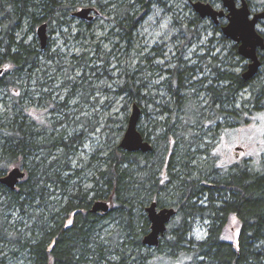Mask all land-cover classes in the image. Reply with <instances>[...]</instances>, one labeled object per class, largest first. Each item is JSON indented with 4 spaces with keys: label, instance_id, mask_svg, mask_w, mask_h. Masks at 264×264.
Instances as JSON below:
<instances>
[{
    "label": "trees",
    "instance_id": "trees-1",
    "mask_svg": "<svg viewBox=\"0 0 264 264\" xmlns=\"http://www.w3.org/2000/svg\"><path fill=\"white\" fill-rule=\"evenodd\" d=\"M103 1L84 3L101 15L106 14L116 29L110 34L130 44L152 0ZM251 3L248 0L249 6ZM78 5V0H0V64L7 65L0 72V93L8 110L0 114V176L15 166L24 170L15 188L0 183V264H264V160L260 159L258 169L245 163L249 159L222 168L212 154V142L190 151L208 133L214 141L221 131L244 119L225 107L243 89L249 90L250 96L244 103L251 108H243L242 113L262 107L264 80H244L241 72L246 65L240 73L221 71L219 60L208 62L206 52L197 58L209 66L212 79L203 77L189 83L194 71L201 72L203 68L196 63L186 65L179 52L174 67L165 70L169 76L160 83L169 101L162 98L157 103L155 98L159 95L150 94L149 79L145 76L152 70L138 66V75L128 74L117 92L127 93L131 104L146 100L156 108L167 106L169 109H160L157 114L168 115L154 121L155 130H140L146 140L150 133L154 135L152 150L126 151L113 143L105 150L101 167L88 166L91 186L85 188L80 170L71 167L70 157L86 137L82 132L70 133L62 127L70 120L69 113L62 110L66 109L69 96L76 94L87 79L85 72L75 80L72 74L95 69L89 62L100 56V46L93 45L96 55L82 51L65 58L51 50L53 43L42 49L36 38L27 41L28 32H34L43 22L47 26L52 22L60 27L69 25L74 17L68 11ZM188 8L193 25L207 19L201 18L190 5ZM173 23L171 26L178 20ZM191 23L181 27L172 39L182 31L192 37L196 31L189 30ZM78 24L84 30L78 29L75 40L86 38V30L92 26L83 20ZM231 49L238 55L235 42ZM149 55L146 52L142 56L147 64L152 61ZM260 61L263 65L264 54H260ZM228 64L229 61L225 65ZM59 76L60 87L68 89V97L56 103L52 95L58 89L54 82ZM208 79L211 82L203 87ZM31 87L36 88L37 98L31 94ZM189 87H201L209 98L208 104L191 103L193 99L184 93L190 91ZM87 97L82 96L85 100ZM144 107L142 116H147ZM208 108L211 114L204 119ZM48 113L62 117L56 121L40 119ZM227 117L234 122L219 121ZM80 119L86 125L90 121L85 116ZM206 120L208 124L204 125ZM200 123L198 134L195 129ZM157 129L162 131L156 133ZM117 136L107 134V145ZM202 155L204 161L200 159ZM107 198H111V205L106 212L91 211L95 200ZM151 201H156L158 208L172 207L176 211L153 247L142 244L149 231L145 207ZM13 213L19 216L15 223L9 220ZM230 217L239 224L235 244L223 238V227ZM196 221L207 223L206 237L201 241L189 238ZM113 223L117 229L101 240L100 230Z\"/></svg>",
    "mask_w": 264,
    "mask_h": 264
},
{
    "label": "rangeland",
    "instance_id": "rangeland-1",
    "mask_svg": "<svg viewBox=\"0 0 264 264\" xmlns=\"http://www.w3.org/2000/svg\"><path fill=\"white\" fill-rule=\"evenodd\" d=\"M88 1L95 2V0H78L79 5L71 8L68 12H73L81 7L91 6L84 3ZM107 1L108 0H104L103 2L105 3ZM161 1L152 0L149 4L148 12L138 24L137 30L133 33L132 39L129 42L130 44L123 40L119 41L120 36L110 34L112 30L114 32L116 31V29H114V22L110 18H107L106 14L101 15L98 11L95 14L90 13L93 14V18L88 21L73 16L74 19L69 25H62L60 27L57 23L52 22L51 25L47 26V46L53 43L51 50L58 51L60 54H63L65 58L70 57L71 54L80 53L82 51H89L90 56L96 55V51H93V45L96 43L99 44L101 49L100 56L97 58L94 56V59L89 62V66H92L95 69L91 70L90 68H87L85 70H77L74 71L75 74H72V77L75 80L77 75L85 72V77L87 79L83 82L80 89L76 91V94L69 96L66 109H61L62 111L69 113L70 117L68 124L65 122L62 127L66 128L70 133L82 132L85 134L84 137H86L83 145L78 147L70 157L71 167L73 170H80L82 177L81 183L85 188H90L91 186V183L89 182L91 169H93V167H101L105 150L110 148L113 143L118 144L124 133L132 104L131 100L127 98V93L120 94L117 90L126 81L128 74L131 75L133 72L135 73L138 66L145 67V59H143L142 56L146 52H150L149 56L152 59L151 63L153 67L156 68L157 66H161V68L147 71L145 74L150 81V94L155 96L157 93L159 95V98H155L157 103L162 98L164 101H169V95L160 85L159 81L166 80V77L169 76L165 73V70L174 67L176 62L175 58L179 55V52L182 53L180 57L182 60L186 61V65L192 66L196 63L203 68V71L201 72L194 71L189 83L203 77L212 79L213 75H210L209 66L205 65L204 62L202 63L201 61H198L197 58L198 55L205 54L206 52H208L206 58L208 62L211 63L214 59L219 60L220 63L218 62L217 65L221 67V71L227 69L234 73H240L243 70V66L247 63V59L239 57V54L234 55L231 51L234 42L229 38L223 39L222 37L223 33L221 27L227 21L225 17L221 18L217 25H213L210 18L204 19L202 23H195V25H193L194 21L192 20L191 11L188 8V5L191 6V2L197 0ZM200 1L208 2L217 9L221 8L222 5L221 0ZM237 3H239V0ZM263 3L264 0H252L250 5L251 12L262 10L264 7ZM81 20H83L84 24L90 22L92 26L90 29L86 30V38L75 40L74 35L77 34L78 29L84 30V28L78 24ZM177 20L178 23L171 26V24H174L173 22H177ZM190 22L192 23L189 26V30H195L196 33L188 38L186 33L182 31L179 36L173 40V34H178L179 29L186 23L188 24ZM27 27L28 24L23 28L24 32L27 30ZM256 29L259 33L264 35V24L262 21L258 22ZM24 32H21L20 35H24ZM32 38H36L38 42L36 30L34 32H28L27 41ZM260 54L263 55L264 51H260ZM104 56L106 57L103 58ZM228 61L230 64L225 65ZM162 65H164V67ZM6 67V64H0V69ZM195 68H197V66ZM63 71H65V69ZM36 76L37 75L35 74L31 80L32 84L36 81ZM210 79L206 80V84H204L203 87L211 82ZM260 79L264 80V64L259 68L257 75L250 83H254ZM61 82V76H59L57 81L54 82V87L58 89L53 93L52 98L56 103L65 99L68 94V89H62L60 87ZM78 82H81V80H78ZM156 86H158L157 90H155ZM31 88V90H33L31 91V94L34 98H37L38 95L34 92L36 88ZM191 88L192 89L189 87V92L184 91L189 98L193 99V102L191 103L196 106L197 101L199 102V106L208 104L209 98L201 87H197V89H194L193 87ZM84 95L88 96L87 100L82 98ZM249 96V90L246 88L238 93L233 103L225 104L226 109L236 111L242 116L241 119L244 118L245 120H241L240 123L234 127H229L221 131L219 137L215 138L214 141H211V134L208 133L204 136V141L193 145L190 148V151H194L196 146L197 149L204 148V143L212 142L213 146L211 151L212 154L217 157L216 163L219 167L227 168L230 165L249 159L250 161H245V163L252 169H258L260 159L264 160V143H262V141H264V132L261 131L264 129V103L262 104V107L252 109L251 113H242L241 110L248 106L244 101L249 98ZM1 98L2 94L0 93V114L8 111ZM139 104L140 107L145 106L149 114L139 118V130H146L147 132L152 129L155 130L153 128L154 121L160 120L162 117L168 115L167 112H164L163 116H158L157 111L160 109L163 110L164 108H156L157 106L155 107L153 104L146 102V100H142ZM248 107L251 108V105ZM167 108L169 109V107ZM210 114V109L208 108L205 112L204 119ZM59 116L62 117L61 114L48 113L41 116L40 119L46 121V119L52 120L55 118L56 121ZM84 116L90 119L87 125L80 119ZM226 120L230 123L234 122V120L228 117L226 119H220L219 121L224 124ZM75 121H78V123L74 124ZM207 124L208 121L206 120L204 125ZM91 125L94 126L93 130H90L92 127ZM200 127L201 123L196 126L195 129L198 134L201 133L199 130ZM111 128L113 129L112 131H110ZM119 128L122 129L120 130ZM37 130H40V127H38ZM45 130L47 132L48 128ZM118 130H120V133H118ZM159 131H162V129H157L156 133ZM109 133L118 134V136L108 142L109 144L107 145V134ZM41 134H44V132ZM236 146L242 147V149L239 150L235 148ZM200 159H202L201 161H204L206 159L205 155L200 156ZM88 166H90L91 169H88ZM107 201L109 205H111V198H107ZM18 218V214L13 213L9 220L11 223H15ZM21 222H26L25 218ZM116 229V223L102 228L100 230L101 240H104V237L108 233H111ZM238 231L239 224L236 218L230 217L223 227V238L235 244ZM206 233L207 223L196 221L189 238L193 241H201L205 239Z\"/></svg>",
    "mask_w": 264,
    "mask_h": 264
},
{
    "label": "water",
    "instance_id": "water-1",
    "mask_svg": "<svg viewBox=\"0 0 264 264\" xmlns=\"http://www.w3.org/2000/svg\"><path fill=\"white\" fill-rule=\"evenodd\" d=\"M194 12L201 18H210L214 23H218L219 18L225 17L226 23L221 27V31L226 38L231 39L237 44L238 54L247 59L248 63L241 76L244 80L252 79L258 72L261 61L258 56L260 50L264 49V36L256 29L258 22L264 20V9L251 12L247 0H222L221 8H215L208 2L200 0L191 2ZM97 10L92 6L81 7L72 12V15L84 20H91ZM36 36L40 48L47 45V23L43 22L36 27ZM1 72V69H0ZM140 108L136 103L131 106V111L127 119V125L124 133L119 140L118 146L126 151L146 152L151 149V144L144 139L138 129L140 118ZM24 176V171L18 167H13L6 174L0 176V183L13 189L20 178ZM110 205L107 200H95L92 204L91 211L106 212ZM145 212L149 221V231L142 238V244L146 246H156L159 238L163 236L167 223L175 214L172 207L158 208L156 201H151L146 207Z\"/></svg>",
    "mask_w": 264,
    "mask_h": 264
},
{
    "label": "flooded vegetation",
    "instance_id": "flooded-vegetation-1",
    "mask_svg": "<svg viewBox=\"0 0 264 264\" xmlns=\"http://www.w3.org/2000/svg\"><path fill=\"white\" fill-rule=\"evenodd\" d=\"M221 2H222V0H221ZM235 2H238V0H235ZM247 2H248V0H247ZM222 18H224V17H222ZM221 18H219V20H220ZM218 23H219V21H218ZM218 23H214V24H218ZM47 42H48V39H47ZM264 50V49H263ZM263 50H260V51H263ZM260 51H259V53H258V56H259V58H260ZM247 63H248V61H247ZM247 63H246V65H247ZM145 65V67L144 68H149L150 70H157L158 68H161V66H157L156 68L155 67H153V65H152V63L150 62L149 64H144ZM163 67H164V65H162ZM261 66H262V62H261ZM260 66V67H261ZM166 69V68H165ZM259 71V70H258ZM258 73V72H257ZM257 73H256V75H257ZM135 75H138V72H136L135 73ZM255 75V76H256ZM254 76V77H255ZM253 77V78H254ZM167 79V78H166ZM165 80H161V81H159V83H161V82H164ZM149 83H150V81H149ZM133 104V103H132ZM138 106H139V108H140V111H141V116H142V114H143V112H142V110H141V107H140V105L138 104V103H136ZM167 106H163V108H166ZM158 115V114H157ZM148 140V142L151 144V149L150 150H152V148H153V134L152 133H150V135H149V138L147 139ZM235 148H237V149H239V150H241L242 149V147H239V146H236Z\"/></svg>",
    "mask_w": 264,
    "mask_h": 264
},
{
    "label": "snow or ice",
    "instance_id": "snow-or-ice-1",
    "mask_svg": "<svg viewBox=\"0 0 264 264\" xmlns=\"http://www.w3.org/2000/svg\"><path fill=\"white\" fill-rule=\"evenodd\" d=\"M261 131L264 132V129H262ZM262 143H264V141H262Z\"/></svg>",
    "mask_w": 264,
    "mask_h": 264
},
{
    "label": "bare ground",
    "instance_id": "bare-ground-1",
    "mask_svg": "<svg viewBox=\"0 0 264 264\" xmlns=\"http://www.w3.org/2000/svg\"><path fill=\"white\" fill-rule=\"evenodd\" d=\"M262 22H264V20L262 21ZM262 34V33H261ZM263 35V34H262ZM264 36V35H263ZM149 115V114H148Z\"/></svg>",
    "mask_w": 264,
    "mask_h": 264
}]
</instances>
